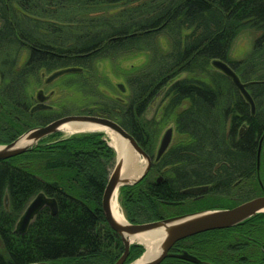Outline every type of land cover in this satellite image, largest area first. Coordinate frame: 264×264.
Instances as JSON below:
<instances>
[{
    "label": "trees",
    "instance_id": "obj_1",
    "mask_svg": "<svg viewBox=\"0 0 264 264\" xmlns=\"http://www.w3.org/2000/svg\"><path fill=\"white\" fill-rule=\"evenodd\" d=\"M246 30L256 35L252 49L232 60V45ZM161 36L169 41L167 51ZM136 51L149 56L126 76L129 99L102 94L97 61ZM215 59L228 62L249 83L254 114L233 82L212 65ZM69 67L82 71L63 75L68 103L32 112L43 79ZM162 94L161 118H148ZM71 114L116 120L152 158L166 124H175L178 141L154 164L164 171L163 180L157 184L148 176L121 188L132 199L127 217L133 223L205 209L206 199L233 208L260 196L254 179L264 138V0H0V144ZM102 136L55 133L0 161V264L117 262L124 245L102 207L116 151ZM198 186L207 192L192 199L185 190ZM41 192L57 200L58 213L45 206L24 234L16 233ZM188 201L193 206L185 211L171 205ZM188 242L211 258L210 264H264V213L175 245ZM134 246V255L144 248ZM181 260L172 257L163 264H187Z\"/></svg>",
    "mask_w": 264,
    "mask_h": 264
},
{
    "label": "water",
    "instance_id": "obj_2",
    "mask_svg": "<svg viewBox=\"0 0 264 264\" xmlns=\"http://www.w3.org/2000/svg\"><path fill=\"white\" fill-rule=\"evenodd\" d=\"M212 65L217 70L224 73L233 82V84L241 92L245 100L250 104L252 113L254 114L256 112V103L253 96L248 90L249 83L243 82L240 76L238 75V73L231 67V65L222 59L213 60ZM80 71H82V68L80 67H69V68L57 70L46 78V83H51L55 79L63 76L64 74L72 73V72H80ZM120 86L122 89H124L122 85ZM47 99L48 96L44 93L43 90H40L37 96L38 104L33 107L32 112L39 109L48 108L49 106L45 103ZM72 121L91 122L117 132L122 137L128 140L130 147L134 152L138 153L139 156L143 157L146 160V167L144 169V172L136 180L120 184L121 164L119 157H117L116 166L109 177L108 183L104 191L103 200H102L104 215L110 227L115 232L120 234V236L122 237V241L125 247L123 256L115 264L125 263L126 258L130 253L131 245L133 244L130 241L129 237L161 227H163L166 233V238L163 242V244L165 245L164 250L158 256L152 258L151 260L138 263V261L141 258H143L144 255L146 254L145 251L144 255L133 264H161L164 261V259H166L168 256L179 257L186 260L197 262L198 259L195 256L188 253L187 251H183L182 253L179 254H174L171 253L170 250L177 242L184 240L186 238L208 231L232 228L244 223L245 221L259 214L264 213V195H262L253 198L251 200H248L244 203H241L233 208H222V209L219 208V209H210L205 211H197L177 217H171L167 219L145 222V223H130L128 221L129 222L128 225L123 227L121 224H119L116 221L112 212L111 202L114 193L116 189H119L120 191L122 187L136 185L142 179H144L152 167L153 159L142 148V146L138 143V141L134 138V136L131 133H129L119 122L111 118L99 116V115L72 114L58 118L46 125L33 127L29 129L27 132H25L22 137L15 139L14 141L8 143L7 145L0 146V161L12 157H16L18 155L27 152L28 150L37 146L43 139L49 137L50 135L62 131L60 127L63 124ZM173 133H174L173 128H169L165 132L161 140L159 149L157 151L156 160H159L163 156V154L168 150L173 138ZM23 137H28V139L32 140L33 142L29 145H22L20 141ZM260 155H261V144L258 152L259 164H260ZM162 180L163 177H160L156 179L155 183L158 184ZM59 189L62 190L61 188ZM206 189H207L206 186H198V187L188 188L187 190H185V192L197 194V193H203ZM45 206L50 207L52 214L54 215L57 214L59 211L58 202L55 198L47 196L44 192L39 193L37 196H35L32 199V201L29 203L26 210L24 211L23 215L19 219L15 229L16 233L24 234L27 231L30 223L40 212V210ZM135 244H140L145 248V246L142 243L136 242ZM29 264H53V263L35 262Z\"/></svg>",
    "mask_w": 264,
    "mask_h": 264
},
{
    "label": "rangeland",
    "instance_id": "obj_3",
    "mask_svg": "<svg viewBox=\"0 0 264 264\" xmlns=\"http://www.w3.org/2000/svg\"><path fill=\"white\" fill-rule=\"evenodd\" d=\"M255 37H256L255 33L253 31H249V30H246V31L242 32L241 34H239L238 37L235 39V41L232 45V48H231V53H230L231 59L232 60H240V59H243L246 55H248L252 49ZM159 40H160V46L162 47V49L164 51H167L169 49V41H168L167 37L161 36ZM148 56H149V53L147 51H136V52H129V53L124 54V55H122L118 58H115V59H102V60L97 61L96 66H97L99 75L102 79V83H101L102 85L100 86L101 93L105 94L106 96H108L110 98H114L117 100H128L129 96L131 95V89H130V86L128 84L126 76L128 73L133 71V69H137L140 66L144 65L147 62ZM63 78H64V76H61V77L55 79L51 83H46V79H43L42 85L39 88L35 89V91H34L35 99L37 100V96H38L39 91L43 90L44 93L48 96L47 105L52 106L51 110H57L60 108L59 107L60 105L67 104L69 95H68L67 89H65L63 87L64 86L63 85L64 84ZM120 85H122L124 87V89H122ZM164 98H165L164 94H162L154 101V103L150 106V109L147 113L148 118H152V117H156L158 119L161 118L162 113H163V108H164L165 103H166ZM169 128L174 129L173 138H172V141H171L169 148L172 145H174L179 139V135L176 131L175 124L173 122L167 123L166 126L164 127L159 139H158V142H157V145L155 148V157H153L154 159H156L157 151L159 149L161 140H162L165 132ZM94 132L95 133H102L103 139H105L107 144L110 147H112L107 134L103 131H86V132H79V133H73V134H69V133H66L64 131H60L59 133H61L63 138H69V137L76 135V134H90V133H94ZM23 135L24 134L20 135L19 137H22ZM18 138H16V139H18ZM7 144H0V146L7 145ZM136 154L138 155V153H136ZM117 155L118 154L116 151V163H117V157H118ZM139 157L142 161L146 162V160L143 157H141V156H139ZM116 163H115L114 167L112 168L111 173L113 172V170L116 166ZM159 172H161V171H159L157 169V167H155L154 169L152 168L149 171V173L146 175V177L150 176L153 181H156V179L162 177V175ZM145 178L142 179L140 182L144 181ZM254 181H256V183L258 184L257 193L260 196L264 195V138L261 141V155H260L259 173L256 176V178L254 179ZM133 186H135V185H133ZM133 186H124V188L125 187H133ZM118 198H119V204H120V207H121V210H122L124 216L126 217V219L130 223H133L127 217V212L129 211L130 206L132 205L131 197L130 196L126 197V193L122 194L121 189H120ZM206 200H204V202H205L204 208L205 209H200L197 211H205V210H210V209H219V208L222 209L223 208V205H224L223 200H215L213 202H209L208 200L207 201ZM184 203H186L187 205ZM214 203H215V205L216 204H219V205L216 207H212V208L206 207V206H209V204L213 205ZM195 204L196 203H194V205ZM171 205L175 206L176 207L175 209L180 212V211L189 210L188 208L190 206L192 207L193 203L188 201V202H182V203H178L175 205H173V204H171ZM172 209H174V207ZM197 211H194V212H197ZM188 213H192V212L182 213V214L172 216V217H177V216L185 215ZM169 218H171V217H169ZM135 243H133L131 245L130 253H129L128 257L126 258V261L124 264H133L134 262L139 260L144 255V253L146 251L145 248L140 249V251L137 250L139 253L134 255L133 251L135 248L134 245H136ZM122 244L124 245L123 241H122ZM124 250H125V247H124ZM263 250H264V248H261L262 252H263ZM123 253H124L123 251L121 252L119 250L116 252L117 257H118L117 261H119L121 259V257L123 256Z\"/></svg>",
    "mask_w": 264,
    "mask_h": 264
},
{
    "label": "bare ground",
    "instance_id": "obj_4",
    "mask_svg": "<svg viewBox=\"0 0 264 264\" xmlns=\"http://www.w3.org/2000/svg\"><path fill=\"white\" fill-rule=\"evenodd\" d=\"M60 129L66 133L73 134L86 131H103L107 134L111 146L117 151L121 169H120V184L136 180L146 167V162L142 161L140 157L131 149L128 140L122 137L117 132L91 122L72 121L63 124ZM33 141L28 137H23L20 141L22 145H29ZM119 189H116L112 198V212L116 221L123 227L128 225V220L124 216L119 204ZM166 238V233L163 227L153 229L148 232L129 237L132 243H142L146 248V254L138 263L151 260L158 256L163 250V244Z\"/></svg>",
    "mask_w": 264,
    "mask_h": 264
},
{
    "label": "flooded vegetation",
    "instance_id": "obj_5",
    "mask_svg": "<svg viewBox=\"0 0 264 264\" xmlns=\"http://www.w3.org/2000/svg\"><path fill=\"white\" fill-rule=\"evenodd\" d=\"M34 102H36L35 103V105H37L38 104V100H36V99H34ZM47 102H48V99L46 100V104H47ZM49 107L48 108H45V109H39V110H36V111H42V110H51L52 109V106H50V105H48ZM153 159V164H152V167H151V169L153 168H155L154 167V164H156L159 160H156V159H154V158H152ZM150 169V170H151ZM163 172L164 171H161V172H159L162 176H163ZM257 175H258V172H257ZM207 192V189L203 192V193H197V194H195V193H188V194H190L191 196H192V199H196L197 197H201L203 194H205ZM185 240V239H184ZM182 251H187V252H189L191 255H193V256H195L197 259H198V261L197 262H194V261H190V260H186L185 261V259L184 260H181L182 262H185V263H187V264H210L212 261H211V258H204L203 256H201V255H199V254H197V251H195V250H193L191 247H190V242H188L187 244L186 243H182V244H180V245H178V246H176V245H174L173 246V248L170 250V252L171 253H174V254H179V253H182ZM168 258H172V256H168L166 259H164V261L161 263V264H163L164 262H165V260H167ZM175 258V257H174ZM176 258H178V260H180V259H182V258H179V257H176Z\"/></svg>",
    "mask_w": 264,
    "mask_h": 264
}]
</instances>
